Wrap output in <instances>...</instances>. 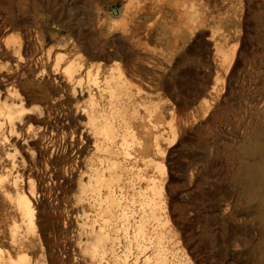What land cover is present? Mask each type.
<instances>
[{
    "label": "rangeland",
    "instance_id": "rangeland-1",
    "mask_svg": "<svg viewBox=\"0 0 264 264\" xmlns=\"http://www.w3.org/2000/svg\"><path fill=\"white\" fill-rule=\"evenodd\" d=\"M257 174L264 0H0L5 255L264 264Z\"/></svg>",
    "mask_w": 264,
    "mask_h": 264
},
{
    "label": "bare ground",
    "instance_id": "bare-ground-1",
    "mask_svg": "<svg viewBox=\"0 0 264 264\" xmlns=\"http://www.w3.org/2000/svg\"><path fill=\"white\" fill-rule=\"evenodd\" d=\"M14 114H15V110L12 107L7 106V109L4 111V114L3 115H4L5 119H7L9 122H12V119H13V115ZM160 155L163 156V153L161 152ZM158 168H160V167H158V166L156 167V165H155V169L158 170ZM161 169L162 170H160V171L164 175V173H165L164 167H161ZM103 178L104 177L99 176V179H102L103 180ZM256 179H258V181L260 180L262 182V184L264 185V177H261V175L257 174V178ZM12 184L13 185H16L17 184V181L12 179ZM149 202H150L151 205H156V203L158 202V200L155 197V194H153L150 197ZM18 210L20 211L19 213L22 216L27 217L28 220H30V222H32L31 208L29 206V203L25 199L18 200ZM19 261H20V258H15L10 253H7V255H5L2 251H0V264H7V263H9V264H22ZM146 264H151V263L147 261Z\"/></svg>",
    "mask_w": 264,
    "mask_h": 264
},
{
    "label": "crops",
    "instance_id": "crops-1",
    "mask_svg": "<svg viewBox=\"0 0 264 264\" xmlns=\"http://www.w3.org/2000/svg\"><path fill=\"white\" fill-rule=\"evenodd\" d=\"M166 77H164V81H165ZM169 98V97H168ZM194 107V104L193 103H190L189 105V109L193 108Z\"/></svg>",
    "mask_w": 264,
    "mask_h": 264
},
{
    "label": "water",
    "instance_id": "water-1",
    "mask_svg": "<svg viewBox=\"0 0 264 264\" xmlns=\"http://www.w3.org/2000/svg\"><path fill=\"white\" fill-rule=\"evenodd\" d=\"M112 13H113V14H117V11L114 9V10L112 11Z\"/></svg>",
    "mask_w": 264,
    "mask_h": 264
}]
</instances>
